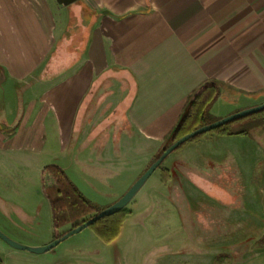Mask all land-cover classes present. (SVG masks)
<instances>
[{
    "label": "crops",
    "instance_id": "1",
    "mask_svg": "<svg viewBox=\"0 0 264 264\" xmlns=\"http://www.w3.org/2000/svg\"><path fill=\"white\" fill-rule=\"evenodd\" d=\"M0 67V84L19 87L20 100L12 120L15 106L6 104L7 129L0 126L6 216L11 173H42L48 165L67 173L62 162L70 157L84 180L127 171L139 177L179 123L188 96L207 80L232 88L213 105L216 117L263 100L247 94L264 92V0H0ZM110 79L120 94L95 104L96 90ZM110 110L121 112L118 139L104 146L86 140ZM70 239L54 257L0 239V264H96L90 245Z\"/></svg>",
    "mask_w": 264,
    "mask_h": 264
},
{
    "label": "rangeland",
    "instance_id": "2",
    "mask_svg": "<svg viewBox=\"0 0 264 264\" xmlns=\"http://www.w3.org/2000/svg\"><path fill=\"white\" fill-rule=\"evenodd\" d=\"M114 80L107 81L111 84L106 88L96 90L95 104L111 94H120ZM18 88L0 84L2 129H7L1 122L7 114L3 111L6 104L15 106L8 120L20 110ZM261 103L264 99L250 107ZM105 115L86 140L94 137L93 142L104 146L107 141L118 139L120 133L115 125L122 121L121 112L114 114L110 110ZM232 137L238 136L207 132L173 151L124 209L115 239L105 241L88 227L47 253L53 257L63 254L62 248L72 242L70 238H80L84 240L80 246L90 245L97 255L96 264H264V245L258 242L264 235V132L253 131L246 143H232ZM69 158L62 162L69 179L85 198L106 208L142 175L136 177L127 171L115 179L84 180L72 168ZM36 160L33 165L41 163L40 157ZM9 176L6 184L11 208L6 216L0 213V230L28 246L54 239L42 173L33 168L29 173Z\"/></svg>",
    "mask_w": 264,
    "mask_h": 264
},
{
    "label": "trees",
    "instance_id": "3",
    "mask_svg": "<svg viewBox=\"0 0 264 264\" xmlns=\"http://www.w3.org/2000/svg\"><path fill=\"white\" fill-rule=\"evenodd\" d=\"M62 3H71L74 0H60ZM0 67V76L2 74ZM232 91L226 83L218 80H207L200 84L187 98L186 110L179 123L175 127L164 146L160 149L155 159L152 160L150 167L166 148L177 142L182 137L194 132L200 127L214 123L221 118L212 114V107L224 91ZM264 92L247 94L258 99ZM243 110L237 109L234 113ZM263 130L264 132V110L250 114L243 118L231 121L216 128L212 133L221 136L252 137L253 131ZM203 135V134H202ZM198 135L189 141L199 138ZM169 141V142H168ZM185 144V143H184ZM179 146L177 149L182 147ZM176 149V150H177ZM43 189L49 201L52 221L54 226V240L61 238L69 231L87 222L92 217L98 215L106 207L92 203L79 191L76 185L69 179L66 172L57 165H48L42 171ZM51 181L52 183H49ZM125 210L112 216L104 217L96 221L90 227L95 230L97 235L105 241L115 239L121 229ZM259 244L264 245V235L258 240ZM223 256V255H221ZM219 257V256H217Z\"/></svg>",
    "mask_w": 264,
    "mask_h": 264
},
{
    "label": "water",
    "instance_id": "4",
    "mask_svg": "<svg viewBox=\"0 0 264 264\" xmlns=\"http://www.w3.org/2000/svg\"><path fill=\"white\" fill-rule=\"evenodd\" d=\"M66 1H68V0H66ZM262 110H264V103H261V104L256 105V106L243 109V110H241L239 112H236V113H233V114H231L229 116L223 117V118H221L220 120H218V121H216L214 123H211L209 125L200 127L199 129L195 130L194 132L182 137L177 142H175L174 144H172L171 146L166 148L164 150V152L161 154L160 158L157 159L136 180V182L129 188V190L118 201H116L112 205H110L107 208H105L104 210H102L98 215L92 217L87 222H85L82 225L78 226L77 228L69 231L67 234H65L61 238L53 240L49 244H46L44 246H37V247L24 245V244H21V243H18L16 241L12 240L6 234H4L1 230H0V239L3 240L8 245H10L11 247H13L15 249H18V250L28 251V252L34 253V254L46 253V252L52 250L53 248H55L57 245H59L64 240H66L69 237H71L72 235L80 233L84 229L90 227L96 221H98V220H100V219H102L104 217L112 216V215L117 214V213L121 212L122 210H124L128 206V204L135 198V196L138 194V192L141 190V188L144 186V184L149 179V177L153 174V172L155 170H157L161 166V164L164 162V160L173 151H175L179 146H181L182 144L186 143L191 138H194V137H196L198 135H202L204 133L213 131L216 128L225 125L226 123H229L231 121L243 118V117L248 116L250 114H254V113L260 112Z\"/></svg>",
    "mask_w": 264,
    "mask_h": 264
}]
</instances>
